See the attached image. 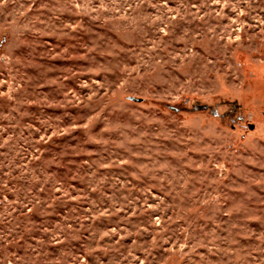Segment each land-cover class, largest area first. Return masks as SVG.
Segmentation results:
<instances>
[{
	"label": "rangeland",
	"instance_id": "1",
	"mask_svg": "<svg viewBox=\"0 0 264 264\" xmlns=\"http://www.w3.org/2000/svg\"><path fill=\"white\" fill-rule=\"evenodd\" d=\"M0 264H264V0H0Z\"/></svg>",
	"mask_w": 264,
	"mask_h": 264
}]
</instances>
